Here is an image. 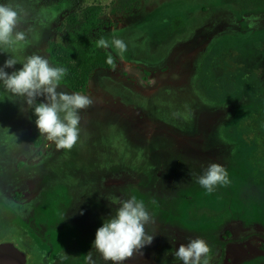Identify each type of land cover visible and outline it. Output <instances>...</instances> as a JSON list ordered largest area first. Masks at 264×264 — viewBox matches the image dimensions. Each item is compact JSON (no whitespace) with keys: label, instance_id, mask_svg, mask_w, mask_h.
I'll return each instance as SVG.
<instances>
[{"label":"rangeland","instance_id":"obj_1","mask_svg":"<svg viewBox=\"0 0 264 264\" xmlns=\"http://www.w3.org/2000/svg\"><path fill=\"white\" fill-rule=\"evenodd\" d=\"M0 4L27 12L19 26L27 33V43L15 53H5L0 47V66L9 55L37 54L49 61L47 46L65 40V31L60 28L67 15L89 5L102 8L103 24L92 31L93 38H119L127 46L123 54L114 46L105 48L114 55L116 64L112 69L94 70L88 90L81 93L93 103L79 110L80 136L71 150H57L40 135L24 98L12 96L0 83V230L10 225L27 228L38 257L34 259L36 254L25 244L24 235L6 234L0 241H13L27 254L28 264H42L41 256L47 257L45 264H88L85 252L89 251L96 264H111L92 249L90 240L94 241L96 230L116 207L109 209L107 203L103 206L92 200L86 184L94 178L88 175L82 179L81 168H104L123 133L132 146L147 152L153 164L167 163L166 177L149 188V202L136 198L154 218V223L145 226L148 234H154L153 241L141 249L142 255L135 254L124 264H183L174 255L176 248L193 238L207 242L206 237L212 243L213 238L222 243L217 247L208 244L214 248L208 264H264V167L255 161L260 154L258 142L239 129L242 119L257 115L262 107L264 92L255 90L252 75L264 89V0H0ZM165 49L176 53L160 64L131 59L132 55L148 56L151 51ZM212 61L227 64L235 83L233 93H226L216 83L222 69H212ZM137 64L149 65V81L134 68ZM21 67L17 64L5 71ZM203 82L215 83L207 89L215 100L213 106H192L189 97L177 96L168 104L160 94L166 86L151 91L146 98L145 108L160 128L163 123L175 126L171 130L180 133L175 136L179 141L176 145H185L190 152L165 149V137L149 139L151 126L145 119L138 120L137 125L143 124L138 129L132 125L133 115L125 118L120 114L129 110L124 92L129 86L148 91L160 84L187 83L185 88L192 91ZM58 90L77 93L64 85ZM38 101L43 102V97ZM167 126L163 127L166 132ZM36 132L38 145L32 141ZM213 162L227 170L230 183L218 185L209 194L196 177ZM68 185L77 192L76 201L66 190ZM185 195L193 197L188 206L183 201ZM171 218L205 229L197 227L193 235H180L165 227L164 223L173 226ZM226 222L229 233L225 229L210 232ZM205 230H209L206 235Z\"/></svg>","mask_w":264,"mask_h":264},{"label":"clouds","instance_id":"obj_2","mask_svg":"<svg viewBox=\"0 0 264 264\" xmlns=\"http://www.w3.org/2000/svg\"><path fill=\"white\" fill-rule=\"evenodd\" d=\"M26 16L24 9L0 4V47L5 48V53L8 50L18 52L27 43V33L19 30ZM97 46H114L120 54L127 50L125 42L119 38L108 41L101 37ZM108 62L111 63V60ZM17 64L22 67L10 73L5 71ZM67 72L68 69L63 66H50L48 59L37 54L24 57L9 55L3 66H0V83L4 89L12 96L24 98V104L36 117L35 125L40 135L52 142L57 150H71L76 145L80 136L79 110L93 103L88 95L58 90ZM38 97H43V102L37 103ZM196 182L209 194L218 185L230 183L227 170L215 162L196 177ZM111 204L117 205L115 212L96 230L92 249L105 262L124 264L135 254L142 255L141 249L152 243L154 234H148L145 226L154 223V218L144 202L138 201L135 196L127 200L116 198ZM210 251L205 240L193 238L180 244L174 255L183 264H208ZM87 261L88 264H96L92 251L87 253Z\"/></svg>","mask_w":264,"mask_h":264},{"label":"flooded vegetation","instance_id":"obj_3","mask_svg":"<svg viewBox=\"0 0 264 264\" xmlns=\"http://www.w3.org/2000/svg\"><path fill=\"white\" fill-rule=\"evenodd\" d=\"M149 53L150 55L148 56L147 55H144V56L132 55L131 59H133L134 61L138 60L136 62L142 63V64L151 61L154 63L153 65H156V64H160L164 59L168 58L169 56L174 55L176 51L173 52L172 54V51L170 49L168 50L165 49L162 52H158V51L152 52L151 51ZM200 56L203 59L205 58L206 55L201 54ZM212 62H213L211 65L212 69L221 68L222 74L226 72L227 76L230 78V72H229V69L227 68L228 66L224 64L225 63L224 61H220L218 64H216V61H212ZM145 65L137 64V66H135L134 68L140 69L142 71V73L144 74L142 77L144 81H149L151 70L148 69L149 65L147 64ZM222 74L220 75V77L222 76ZM217 81L216 83H218ZM175 84H172V85H168L167 83L162 84V85L160 84V85H157V87H154L148 91H144V90L137 91L136 89H134L133 86H129V88H125L124 92L126 94L127 99L129 100L127 102L129 110L127 111V113H120V112L119 113L125 118H128L129 115H133L135 117V122L133 120L132 125L135 123L133 127L134 126L138 127V129L143 125V124L141 126L137 125L136 123L139 122L138 120L145 119L147 123L151 126L150 130H147L149 134V139H153L159 136L165 137V139L167 140L165 149L167 148L171 149L172 147L174 150H177L180 152H183V151L190 152L191 149L189 147L182 145V144L176 145V143H178L179 141L178 139H176L175 136L176 134H180V133L175 132L174 130H171L172 128H175V126L172 125L173 127H171L163 123L162 128H160V126L154 120L155 118L149 114V110L145 108L147 95H149V93L151 94V91L155 92L156 90L161 89L162 86H166L165 89L161 90V92L163 93H160V94L164 97L165 101L168 104L170 102L169 101L170 99L176 98L177 96V98L189 97L191 99L190 102L192 103V106L202 105L203 103L204 105L208 107L210 105L211 106L215 105V100L210 97V92L207 91L208 87L214 85L215 83L209 84V83L203 82L202 85L199 84L197 86H194L192 91H189L187 88H185V85L187 83H184L181 85L178 83H175ZM146 88H148V86ZM174 89L181 91V93L179 95H175L173 92ZM180 119L178 121H180ZM164 126L169 127L168 132H166V130L163 129ZM120 134L121 135L117 138V144L114 147L113 154L111 158L108 157L106 166L104 168L95 167V168H92L93 170L87 168L86 166H82L81 168V170L83 171V175H81L82 179L86 178L88 175L94 178V182H92L91 180L90 183L86 184V190H90L91 195L94 196L92 200L95 202H98L99 204H103V206H104V203H107L109 209L117 207V205L111 204V201H113L116 198H119L121 200H127L135 196L136 198L139 197L140 200L149 202L150 200L149 192L151 191L149 190V188L151 187V185L156 186L157 184L161 183V180L164 177H166L167 163L160 162L157 165L153 164L150 158L148 157L147 152L143 151L142 149L136 146H132L127 140L125 134L124 135L123 133H120ZM128 137L133 138V135L130 134L128 135ZM66 153L67 152H65L64 154ZM164 158L166 160L167 155ZM32 172H34V170H32ZM59 179L63 180L64 178L63 176H61L59 177ZM66 190L69 192L71 199L73 198V200L75 201L76 199H78V194L75 191V189H73L72 187L68 185L66 186ZM183 198H184L183 201H185L186 206H188L187 204L189 202H193L191 200L193 197L188 198V196L185 195ZM18 208H20V205H18ZM18 208H15V209H18ZM182 210H184V206ZM240 220L245 222L244 219L238 218V221ZM172 222H173V226H166L167 223H164L165 227L173 228V231L176 229L177 231H179V233L177 234H180V235H182L181 233L183 232L188 233V234L191 233L193 235L194 229L197 227H200V226L194 227L193 225H189V224L187 225V224H184L183 221L177 222L173 219H172ZM228 223L229 222L222 223L224 225H219L216 231H214V228L212 227L213 231L210 230V232L216 234V233H220L223 229H225V232H226V228H228L227 227ZM254 224L255 223L251 225H254ZM200 228H204V227H200ZM72 230L75 233L77 232L75 229H72ZM204 232H207V233H204V235H206L208 234L209 230L207 231L205 230ZM226 233H229V232H226ZM31 234L34 237V231H32ZM206 239L208 240L207 244L211 246H214L215 244V247H217L222 244L216 238H213L214 243H212L208 237H206ZM92 242L93 240H90L91 245H92ZM83 243L85 244V241ZM89 247L90 245H86L87 249ZM83 248L85 249V245ZM213 249H211L209 253V256L207 258L208 261L211 259L210 257L214 255ZM86 255L87 254L85 252V258H86ZM85 260L87 261V259Z\"/></svg>","mask_w":264,"mask_h":264},{"label":"trees","instance_id":"obj_4","mask_svg":"<svg viewBox=\"0 0 264 264\" xmlns=\"http://www.w3.org/2000/svg\"><path fill=\"white\" fill-rule=\"evenodd\" d=\"M100 5H89L78 12H71L67 15L61 30L65 31V40L63 42L52 41L47 46V53L50 66H63L68 69L67 74L62 78L60 85H64L77 93H86L89 87L91 75L98 68L112 69L116 64L114 55L105 48L97 46L96 39L92 36V31L102 26L103 21L100 17ZM109 59L111 63H109ZM227 65L226 63H224ZM255 80V90L263 94L264 89L260 86L255 74L252 75ZM219 86L228 93L235 91V83L225 72L218 79ZM42 101H38L40 103ZM31 119L35 122L36 117L32 114ZM240 131L258 142L260 154L255 157L258 166L264 167V96H262V107L255 116H246L241 120ZM39 133L32 135V141L35 145L39 144ZM18 227V229H17ZM15 229H17L15 231ZM21 231V233L18 232ZM21 234L24 242L29 246V250L38 257L35 247V240H31L27 228L19 225H10L0 230V239L6 234ZM41 263L48 262L46 256H41ZM43 261V262H42ZM36 264V262H35Z\"/></svg>","mask_w":264,"mask_h":264},{"label":"water","instance_id":"obj_5","mask_svg":"<svg viewBox=\"0 0 264 264\" xmlns=\"http://www.w3.org/2000/svg\"><path fill=\"white\" fill-rule=\"evenodd\" d=\"M0 264H28L27 254L13 241H0Z\"/></svg>","mask_w":264,"mask_h":264}]
</instances>
